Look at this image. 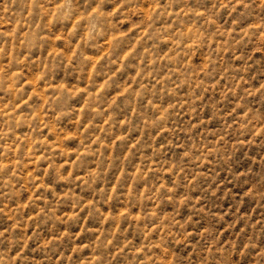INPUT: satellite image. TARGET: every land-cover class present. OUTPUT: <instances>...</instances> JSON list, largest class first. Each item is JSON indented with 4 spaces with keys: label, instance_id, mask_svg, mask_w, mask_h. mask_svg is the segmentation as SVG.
<instances>
[{
    "label": "rangeland",
    "instance_id": "374dc122",
    "mask_svg": "<svg viewBox=\"0 0 264 264\" xmlns=\"http://www.w3.org/2000/svg\"><path fill=\"white\" fill-rule=\"evenodd\" d=\"M168 2L169 0H128L127 3L123 0H90L87 15L98 16L95 27L84 22L85 12L82 10L76 19L70 21V26L65 28L64 25L69 21H57L54 7L51 15L38 18L33 23L35 12L30 4H25L23 0H0V40L7 42L4 44L7 54L0 56V75L9 73L5 91L0 92V100L5 102L0 104V129L6 127L8 116L11 115L16 116L18 125L14 130L15 135L12 134V129H8L7 142L0 143V169H3L0 172V232L7 235L8 229H11L22 236L25 243L20 254H26L29 264H49V260L53 264H96L97 258L90 245L103 240L106 235L120 236L121 233L127 236L123 251L130 257L142 256L146 242L159 240L157 232L163 234L164 229H160V222L151 225V233L145 232V222L142 219L145 212L154 217L158 216L161 205L151 199L139 204L133 200L135 192L138 191L141 197L147 192L148 185L143 181L137 183L136 177L141 172V162L154 150L153 147H146L131 155L140 143L141 134L129 130L128 118L131 117L135 122L137 112L147 105V98H139L140 89L150 87L153 91L159 90L161 94H170L172 87H175L178 96L188 97L192 93L187 89L194 88L200 93L195 104L204 107L191 109V116L188 114L186 101L184 107L178 110V117L177 112L172 111L170 103L161 104L155 101L152 108L153 111L163 108L164 111L172 112L173 117L185 123L191 119L193 129L204 121L211 125L212 117L205 112L207 107L219 101H224L232 109L231 112H222L221 115L230 121L236 115V121L232 122H238L248 113H240L241 102L236 97H242L252 89H264V67H261L264 65V33L260 34L259 40L253 37L248 41L245 37L247 43L242 47L240 34L247 29H234L239 9L234 11L220 7L216 10L215 17H206L201 8L200 19L185 25L187 17L178 23L174 16L178 11L176 6L168 10L166 17L163 16V9ZM46 12L47 9H42V14ZM158 12L161 13L160 17L156 15ZM205 18L208 31L212 34L210 37L199 28V25L204 24ZM161 19L168 23H161ZM41 25L44 27L43 32ZM78 25H82V32ZM194 27L197 34H193ZM255 28L258 29L259 25H255ZM172 29L176 33L183 31L186 35H193V39L183 44L166 35ZM29 33H32L31 47L35 55L24 46ZM76 33L80 35L77 36ZM196 35L201 40L207 38V45L196 48ZM157 36L160 37L159 40L153 43ZM45 40L48 43L42 44L41 41ZM129 40L127 50L120 55L117 63L116 53L121 49L117 46L113 51L114 41ZM149 46L155 51L150 52ZM179 49H192V54L188 55L187 51ZM135 51H139L140 56L132 61L129 53L134 54ZM245 54L247 59H244ZM78 55L85 61L82 71L77 64ZM181 56L184 57L182 62ZM109 57L112 59L110 71L106 68ZM209 59L217 69L210 78L205 76L210 68ZM56 60L62 61L58 71ZM50 61L54 74L46 81L44 76ZM145 62L148 69L157 62L161 66L171 64L172 67L163 68L156 74L157 78L153 79L154 73L145 69ZM182 68L193 70L189 74L190 82L184 81ZM257 68L260 69L259 72L255 71ZM171 71L176 75L171 76ZM16 77L21 79L14 86L12 82ZM177 77H180L179 81ZM113 81L116 83L113 84ZM173 81L176 83L172 84ZM57 89H67L72 94L70 106L73 111L69 116L52 114L54 109L49 106V98ZM130 90H135L138 98L129 105L125 97ZM7 92L12 93L11 98ZM21 93L25 94L23 99H20ZM256 95H259V91ZM92 96L99 102L98 107L91 109L93 114L99 113L95 118L90 117L86 111ZM249 99L252 100L253 97L249 96ZM12 100L18 101L15 108H12ZM33 100L39 101L40 112H32L31 119L24 120L31 111L29 106ZM122 100H125V105L129 108L126 113L122 107H117ZM253 103L256 104V101ZM10 108L12 111L9 112ZM197 110L201 117L199 121L195 115ZM37 115L40 116L42 134L39 136L32 128ZM175 122L172 119L171 123ZM215 130L210 127L209 133ZM161 135L167 137L170 133L167 128L162 129L156 135L153 145L159 142ZM185 135L187 134L184 132L180 133L181 138ZM85 137H90V140ZM247 139L250 140L251 137ZM256 141L264 143V125L256 129ZM48 150L57 153L54 163L58 167L55 173L52 171L53 164L44 158ZM177 151L182 149L178 147ZM120 155H123V161H117L118 167L110 166L109 170L100 164L101 160H111ZM258 160H264V153L252 156L249 168L254 167ZM147 163L145 179L159 161L152 159ZM101 170L104 171V177L92 183L90 176H97ZM171 175V169L165 168V186L170 193L181 192L178 198L182 199L183 190L173 188V180L169 179ZM236 187L231 181L222 180L220 188L225 195H221L219 203H198L197 206L203 211L200 216L193 218L194 223L188 229L189 235L186 239L196 235L195 229L201 223L207 222L202 218H206L210 211L225 218L231 214L232 204L228 203L225 207L227 193H232L233 200L238 198L242 208H248V211L242 213L244 216L255 217V224L264 221V204L259 200L253 202L247 199L256 185L243 191H234ZM240 187L243 189L244 186ZM193 198L196 201L202 200V196L195 189ZM170 202L169 197V204L164 206L165 224L169 222L173 212ZM191 211L189 206L186 211L182 210L181 215L187 217V213ZM179 219L180 216L177 217ZM138 230L143 234L142 238L138 236ZM204 230L201 229V233ZM220 232V238L227 234L225 229H220ZM53 240L59 245L56 249L58 255L48 254L45 258L46 254L38 252L37 248L50 246ZM148 247L151 249L152 245L149 244ZM185 247L192 249L195 242ZM156 248L163 255H168L171 251L161 249L159 244ZM120 254V249L112 253L113 256ZM177 254L172 252L167 262L163 255L158 256L156 264H174ZM141 264H144L143 260Z\"/></svg>",
    "mask_w": 264,
    "mask_h": 264
},
{
    "label": "clouds",
    "instance_id": "9594fccd",
    "mask_svg": "<svg viewBox=\"0 0 264 264\" xmlns=\"http://www.w3.org/2000/svg\"><path fill=\"white\" fill-rule=\"evenodd\" d=\"M17 2V0H13ZM25 4H30L33 7L35 16L33 17V23L35 20L40 18L43 19L47 15L52 14V8H55L56 20L60 21L66 19L69 21L64 27L70 26V21L76 19L80 15L81 11L85 12L84 22L95 27V22L98 19L96 14L88 16L87 12L90 7V0H23ZM127 3L128 0H123ZM209 5H211L209 7ZM176 6L178 11L174 13V16L179 23L181 20H185V25L191 23L193 20H199V13L201 8H203L205 16H216V10L220 7L231 8L232 10H237V15L235 17V28H246L247 31H242L240 34L241 46H246L247 37L248 41H251L253 37L259 40L260 34L264 33V0H169L167 7L163 9V16H167L168 10ZM11 7V4H9ZM42 9H47L46 13L42 14ZM157 17L161 16V13L156 14ZM161 23H168L167 20L161 19ZM255 25H259V28H255ZM81 32L83 31L82 25L77 26ZM199 28L207 33L208 37L212 34L208 31L207 19L205 18L204 24L199 25ZM44 31L43 25H41V32ZM193 34H197V29L193 28ZM75 35L79 36L80 33ZM166 35L171 36L173 39L180 41L183 44H187L193 39V35H186L185 32L181 31L176 33L175 29L166 32ZM159 36L153 43L159 40ZM197 43L196 48L200 45H207V38L201 40L198 35H196ZM32 33H29L26 37L25 47L28 48L29 52H32L31 47ZM6 41L0 40V56L7 54V49L4 47ZM42 44H47L48 41H41ZM264 43V42H262ZM130 44L129 41H114L113 51L117 46H120V52L116 53L117 63L119 62L120 55L127 50ZM179 47V46H178ZM180 51H187L188 55L192 54V49H179ZM149 51L154 52L155 50L149 46ZM203 50H201V55H203ZM132 61H135L139 56L140 52L135 51V53H129ZM157 53V57H158ZM108 64L106 68L110 71V65L112 64V59L109 57ZM184 59L183 56L180 57V62ZM244 59H247L245 54ZM77 64L80 70H83V65L85 63L84 58L77 56ZM61 60H56V69L60 70ZM42 64V62H41ZM210 68L205 72L206 77H213L214 72L217 71L216 65H214L209 59ZM179 66V62H177ZM139 67V65H136ZM145 69H148V65L145 62ZM171 64L161 66L158 62L154 63L151 69H148L154 73L153 79H156V74L161 72L163 68L171 69ZM261 67H264L262 65ZM193 70L191 68H182L181 73L185 82L191 81V76L189 75ZM255 71L259 72L260 69L257 68ZM53 65L49 62V68L45 72L44 79L46 81L50 80L51 75H53ZM8 72H4L0 75V92L5 91L8 82ZM171 76H175L174 71L170 72ZM21 77H16L13 81L15 86L16 82L19 81ZM180 77H177L179 81ZM113 84L116 81L112 82ZM173 81L172 84H175ZM169 84V87H172ZM201 88L203 84L201 83ZM192 94L188 97H180L177 95V90L172 87V92L170 94H161L159 90L153 91L150 87H144L139 91V98H147V105L141 107L137 112L135 122L132 118H128V124L133 133H140L141 139L136 151L131 155H135L143 151L146 147H153L154 150L151 155H146L142 163V168L140 174L136 177L137 183L143 181V183L148 185L147 192L143 197L140 196L139 192H135L133 200L136 203H141L142 201H147L149 199L154 200L157 204L161 205L160 214L158 216H152L148 212L143 214L142 219L145 222L144 231L151 233V225L157 222L159 223L160 229H164L163 234L157 232L160 236L159 240L153 242L148 240L143 248L142 256H129L127 252L123 251L124 243L127 242V236L121 233L120 236H113L111 234L106 235L101 241L94 242L90 245L93 248V255L96 256V264H156V258L163 255L157 248L156 245L159 244L161 249H170L171 251L168 255H163L165 262L169 259L172 252L178 253L175 256L174 264H264V221L259 224H255V217L244 216L242 213L248 211L247 207H241L239 199L233 200L232 193H227L225 198V207L228 203L232 204L231 214L225 218L223 215L217 216L214 211H210L206 218V223H201L200 227L195 229L196 235H192L190 239L188 237V229L194 223V217L200 216L203 211L202 208L198 207V203L204 201H212L213 203H219L221 200V195H225L221 192L220 184L222 180L231 181L232 185H236L234 191L247 190L251 185H256L253 188L247 199L259 200L264 204V160H258L257 164L249 168L252 164V156L264 153V143H257L256 141V129L261 125H264V89H252L249 92L243 94V96H237L236 99L240 103V113L247 112V116H242L238 122L236 121V115L231 117V121L225 119L221 113L231 112V106L225 104L224 101H219L213 105L207 107L205 112L206 115H211L212 122L211 125L204 121L198 124V126L193 129V121L189 119L187 123L172 116V112L164 111L163 108H156L154 111L153 102L159 101L161 104L170 103L173 112H177V117L179 116V109L184 107V102H187L189 109V116L193 113L191 109H198V107H204V105L197 106L195 104L196 98L200 93L196 92L194 88L187 89ZM259 91V95L256 92ZM9 98H11L12 93H6ZM24 93L20 94V99L24 98ZM249 96L253 99L250 100ZM138 95L135 90H130L128 96L125 97L127 104H133ZM49 106L54 109L53 115L60 113L62 116H69L73 109L70 106V101L72 100V94L68 92L67 89L60 90L57 89L50 94ZM125 100H122L120 105L117 107H122L123 111L126 113L129 108L125 105ZM227 100V96H225ZM256 101V104L253 103ZM18 101L12 100V108ZM143 102V100H142ZM5 103L0 100V104ZM259 105V106H258ZM99 102L95 96L89 98V104L86 111L89 116L95 118L99 113L93 114L91 109L93 107H98ZM31 111L28 115L24 117V120L31 119L32 112H40L39 101L33 100L29 106ZM2 110V109H0ZM27 110V108L25 109ZM12 111V109H8ZM142 113V114H141ZM161 113H163L161 115ZM239 114V113H238ZM197 121L201 119L200 112L197 110L195 112ZM172 119H175V124L171 123ZM40 116L37 115L35 122L32 124V128L36 135H42L40 132L41 125L39 123ZM182 125V127H178ZM16 116H8V121L6 122V127L0 129V143L7 142L8 129L13 130V135H15ZM216 129L209 133V128ZM167 128L170 135L165 137L161 135L160 140L157 144L153 145V141L156 139V135L161 132L162 129ZM203 129V131H201ZM184 132L183 138L180 137V133ZM251 137L250 140L247 138ZM89 139L90 137H85ZM163 145V147H161ZM47 148V145L44 146ZM180 147L182 151H177ZM251 149V152H249ZM127 149L125 148V151ZM246 153H248L246 155ZM57 153L48 150V154L44 157L49 163L53 164L52 171L55 173L56 168L54 161L56 159ZM131 155L129 156V162H131ZM82 162H83V158ZM158 160L159 164L153 167L147 179L144 178V173L148 168L149 160ZM117 161H123V155L119 157H113L111 160H101L100 164L103 165L104 169H109L110 166H117ZM165 168L171 169L172 175L169 179L173 180V188L180 190L182 189V199L178 197L181 195L179 191L169 192L168 188L165 186L166 181L163 176ZM3 172V169H0ZM104 177V171L98 172L97 176H90V181L95 183L96 180ZM57 179L59 177L57 176ZM122 177V181H123ZM191 181L190 183L188 181ZM247 182V183H246ZM243 185V189H241ZM231 186V185H227ZM10 187V186H9ZM159 188V191L156 189ZM196 190L201 196V201H196L193 198V190ZM169 197L171 198L170 206L173 209L171 216L169 217V222L165 224L163 222L164 216V206L169 204ZM191 206L192 211L187 213V217L182 216V210H187ZM180 219L177 220V217ZM238 225H240L238 227ZM219 226V227H217ZM201 229H205L201 233ZM220 229H225L226 235L221 237ZM138 236L142 238L143 234L138 230ZM199 237V239H197ZM38 239V238H37ZM195 242V247L189 249L185 247L187 244ZM25 240L19 233H14L11 229H8V234L5 235L4 232H0V264H29L26 259V254H20L21 249L24 247ZM151 244L150 249L148 245ZM59 247L56 241H51L50 246L45 245L43 247H38V252H44L47 255L51 254L53 256L58 255L56 249ZM120 249L121 254L113 256L114 250ZM32 251V249H29ZM134 251V248L132 249ZM191 251V255L189 252ZM19 254V255H17ZM49 264H53L49 260Z\"/></svg>",
    "mask_w": 264,
    "mask_h": 264
}]
</instances>
